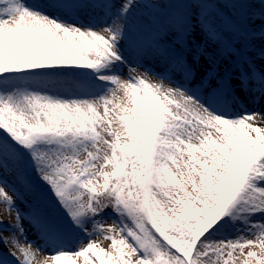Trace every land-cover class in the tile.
Here are the masks:
<instances>
[{"label":"snow or ice","instance_id":"snow-or-ice-1","mask_svg":"<svg viewBox=\"0 0 264 264\" xmlns=\"http://www.w3.org/2000/svg\"><path fill=\"white\" fill-rule=\"evenodd\" d=\"M257 56L264 0H0V264H264Z\"/></svg>","mask_w":264,"mask_h":264},{"label":"rangeland","instance_id":"rangeland-1","mask_svg":"<svg viewBox=\"0 0 264 264\" xmlns=\"http://www.w3.org/2000/svg\"><path fill=\"white\" fill-rule=\"evenodd\" d=\"M257 24H259V21H257ZM202 41H203L202 37L198 38V42H202ZM259 48H260V42L256 41L255 45H254V48H253V51L258 53L259 52ZM209 51H211V48H209ZM255 66H256V69L264 68V62L260 61L258 59V56H257V58L255 60ZM18 206L21 208L22 211L25 210V206L23 204H20L18 202ZM3 219H5V221H7L8 217L5 216V217H3ZM108 222L110 223L111 221L109 220ZM25 226L27 227V222H25ZM5 234H7V233H5ZM29 238L30 239H35V236L32 235L31 232H29ZM107 243H108L107 241L104 242V246L105 247L107 246ZM0 251H3L4 253H7L8 250L3 248L2 246H0ZM8 259H11V257H8Z\"/></svg>","mask_w":264,"mask_h":264},{"label":"bare ground","instance_id":"bare-ground-1","mask_svg":"<svg viewBox=\"0 0 264 264\" xmlns=\"http://www.w3.org/2000/svg\"><path fill=\"white\" fill-rule=\"evenodd\" d=\"M251 107V106H250Z\"/></svg>","mask_w":264,"mask_h":264}]
</instances>
